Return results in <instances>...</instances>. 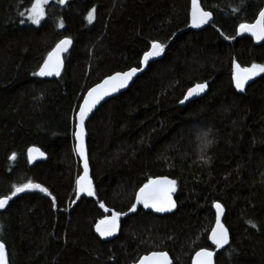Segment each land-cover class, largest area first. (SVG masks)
I'll return each mask as SVG.
<instances>
[{"label": "trees", "instance_id": "1", "mask_svg": "<svg viewBox=\"0 0 264 264\" xmlns=\"http://www.w3.org/2000/svg\"><path fill=\"white\" fill-rule=\"evenodd\" d=\"M200 1L213 21L195 31L191 0L50 1L39 25L26 18L34 0H0V197L28 181L51 193H19L0 209L9 264H134L159 250L192 264L202 248L216 252V264H264V73L244 91L232 80L233 62L264 64V41L237 35L264 0ZM64 37L73 46L60 77L34 76ZM153 41L165 45L163 58L88 121L95 195L77 200L78 106L105 77L141 66ZM204 82V96L180 103ZM205 132L213 142L202 152ZM31 146L47 159L30 164ZM164 175L177 181L176 211H130L138 190ZM216 202L230 232L224 249L209 239ZM112 211L122 213L120 230L105 240L95 225Z\"/></svg>", "mask_w": 264, "mask_h": 264}, {"label": "snow or ice", "instance_id": "2", "mask_svg": "<svg viewBox=\"0 0 264 264\" xmlns=\"http://www.w3.org/2000/svg\"><path fill=\"white\" fill-rule=\"evenodd\" d=\"M49 0H34L31 9L29 10L28 19L34 25H39L45 17V5ZM59 3H65V0H58ZM95 8H92L86 17L89 23L92 22L95 15ZM23 15V13H21ZM190 18L191 26L194 28H200L202 25L209 24L213 19V15L209 11L202 9L199 0H191L190 8ZM24 21L22 20L21 23ZM59 27L63 28V22L59 23ZM241 33H249L257 41H264V9L258 12V15L254 22L251 23H241L238 26L237 35ZM227 39V37H225ZM73 41L69 37H65L60 40L55 47L47 53L46 58L43 60L42 65L39 70L34 72V76L39 77H50L59 76L61 74V69L63 67L64 61L62 59V54L68 52L69 47L72 45ZM165 45L158 41H153L151 47L148 51L143 53V58L140 61L141 65L147 66L149 61L155 57L161 56L164 52ZM143 71L142 67H133L128 71L117 72L112 74L102 82L96 84L94 87L90 88L86 95L82 98V103L78 106V126L74 132L75 139L77 141L75 152L79 155L83 162V173L79 175L75 181L77 196L81 193H86L87 196L91 197L95 195L92 180L89 176V160L86 153L85 147V121L89 117V114L93 109L105 98L111 96L113 93L119 92L121 89L128 87L130 81L133 77L137 75L138 72ZM264 73V64L253 63L250 67H241L240 64L233 62L232 80L235 83V87L239 91H244L245 84L252 80L254 77L259 76ZM207 88V83H197L193 87L187 90L184 99L180 101L183 103L190 97L198 96L203 93ZM208 133L205 132L201 135L200 140L202 144L201 151L203 152L208 146L213 142L208 138ZM28 161L31 163L38 157H43L44 153L38 147H30L27 150ZM11 160L16 159V154L13 153L10 156ZM203 160V156H201ZM207 163V161H204ZM177 181L174 179H169L168 177H157L154 179H149L139 191L135 194V203L131 205L130 211H136L137 204H142L144 208H153L156 212H166L171 211L176 207L173 199L172 193L176 191ZM13 191L11 195H5L0 197V209H4L9 201L16 197L19 193H24L31 190H39V192L45 195L51 196V193L46 187L41 186L38 183H33L28 181L20 185H13ZM52 203L55 205L56 198L52 197ZM101 208L105 211H110L105 208L103 203L100 204ZM214 207L216 209L215 214V227L211 229V234L209 239L216 246V248H223L229 243L228 230L221 223V216L223 215L224 209L220 203H215ZM122 213L112 211L110 216H106L104 219L100 220L95 225V230L101 237L112 236L119 228V220ZM255 227V225H253ZM214 253L207 249H201L195 254V259L193 264H213ZM0 264H9L8 254L6 251V246L3 242H0ZM139 264H171L168 253L152 252L148 256H144L140 259Z\"/></svg>", "mask_w": 264, "mask_h": 264}, {"label": "water", "instance_id": "3", "mask_svg": "<svg viewBox=\"0 0 264 264\" xmlns=\"http://www.w3.org/2000/svg\"><path fill=\"white\" fill-rule=\"evenodd\" d=\"M199 3H200V5H201V7H202V4H201V1L199 0ZM202 9L203 10H205L203 7H202ZM262 9H264V6H263V8ZM205 11H208V10H205ZM210 12V11H209ZM213 15V14H212ZM212 21H213V19H212ZM212 21H210L209 23H211ZM208 24H206V25H202L200 28H194V27H192L191 26V24H190V28L192 29V30H195V31H200V30H202V29H204L206 26H207ZM238 36H249V37H251L253 40H254V42L257 44V45H259V44H261L263 41H257L254 37H252L251 36V34H249V33H241V34H239ZM65 38V37H64ZM64 38H62V39H64ZM69 38H71V37H69ZM61 39V40H62ZM72 39V38H71ZM60 41V40H59ZM58 41V42H59ZM73 41V40H72ZM57 42V43H58ZM56 43V44H57ZM55 44V45H56ZM72 46H73V43H72V45L69 47V50L72 48ZM55 47V46H54ZM53 47V48H54ZM68 50V51H69ZM67 53V52H66ZM66 53H63L62 54V59H63V61H64V64H63V67H62V69H61V74H62V72H63V70H64V66H65V60H64V55L66 54ZM164 54H165V49H164V52L161 54V56H159V57H155V58H153L152 60H150L149 61V63H148V65L147 66H143V65H141V66H139V67H142L143 68V71H141V72H138L137 73V75L135 76V77H133V79H132V81H130V83H129V85H128V87H126V88H124V89H121L119 92H117V93H113L111 96H108V97H105L94 109H93V111L89 114V117L86 119V121H85V138H84V142H85V147H86V153H87V156H88V160H89V150H88V131H87V124H88V121L91 119V117L93 116V114L95 113V111L103 104V103H105L106 101H108V100H110L111 98H113V97H116V96H118V95H120L121 93H123V92H125V91H127L128 89H129V87L132 85V83L136 80V78L139 76V75H141L142 73H144L147 69H148V66H149V64L151 63V62H153V61H156V60H159V59H161V58H163V56H164ZM143 58V57H142ZM135 67H138V66H135ZM131 68H133V67H131ZM131 68H129V69H127V70H125V71H128V70H130ZM119 72H124V71H119ZM115 73H117V72H115ZM115 73H113V74H115ZM60 74V75H61ZM60 75L59 76H55V75H53V76H50V77H44V78H58V77H60ZM112 75V74H111ZM110 76V75H109ZM108 77V76H107ZM106 78V77H105ZM104 78V79H105ZM256 79V77H254L252 80H250V81H248L246 84H245V86H244V90L247 88V86L251 83V82H253L254 80ZM103 81V80H102ZM102 81H100V82H102ZM99 82V83H100ZM204 83H207V82H204ZM98 84V83H97ZM95 86V85H94ZM94 86H92V87H94ZM194 86V85H193ZM91 87V88H92ZM208 89H209V86H208V83H207V88L205 89V91L203 92V93H201V94H199L198 96H194V97H190L188 100H185L183 103H188V102H190V101H192V100H194V99H197V98H200V97H202V96H204L207 92H208ZM87 93V92H86ZM187 93V92H186ZM186 93H185V95H186ZM86 95V94H85ZM184 95V96H185ZM184 99V98H183ZM82 103V102H81ZM78 111L76 112V125H75V131H76V129H77V126H78ZM75 141H76V139H75ZM76 144H77V141H76ZM31 147H36V146H31ZM39 148V147H38ZM40 149V148H39ZM43 153H44V156L43 157H38L37 159H35L34 161H32L30 164H35V163H37V162H40V161H45L46 159H47V155H46V153L42 150V149H40ZM27 155H28V153H27ZM77 156H78V158H79V160H80V162H81V168H82V172H81V174L83 173V162H82V159L79 157V155L77 154ZM80 174V175H81ZM91 174H92V171H91V165H90V161H89V176H90V178H91V180H92V177H91ZM164 176H166V177H168L169 179H172L171 177H169V176H167V175H164ZM164 176H158V177H164ZM157 178V177H156ZM92 183H93V181H92ZM139 191V190H138ZM87 194L86 193H81V194H79V196H77V200H80L82 197H85ZM172 199H173V201H174V203H175V205H176V207L175 208H173L171 211H166V212H156L155 211V209H153V208H144V206L142 205V204H137V205H140V206H142L146 211H150V212H153L154 214H157V215H166V214H171V213H173V212H175L176 211V209H177V207H178V204H177V200H176V195H175V192H173L172 194ZM216 203H220V202H216ZM221 204V203H220ZM222 205V204H221ZM7 206V205H6ZM222 207H223V209H224V212H223V215L221 216V223L224 225V227L228 230V234H229V243H230V232H229V229H228V227L226 226V224L224 223V216H225V208H224V206L222 205ZM5 209V208H4ZM214 210H215V213H216V209H215V207H214ZM213 227H215V223H214V226ZM119 230H120V225H119V228H118V230L112 235V236H108V237H101L100 235H99V233H98V235L102 238V239H105V240H111V239H114L117 235H118V233H119ZM211 234V233H210ZM211 241V240H210ZM0 242H2V241H0ZM211 243H212V241H211ZM229 243L227 244V245H225L223 248H220V249H224V248H226L228 245H229ZM202 249H207V250H209V251H212L213 253H214V256H213V264H216V252L215 251H213V250H211V249H209V248H202ZM201 250V249H200ZM200 250H198V251H200ZM160 251H163V250H159V251H155V252H160ZM152 252H154V251H152ZM152 252H150V253H147V254H145V255H143L142 257H144V256H148V255H150ZM163 252H166V253H168L167 251H163ZM196 254V253H195ZM195 254H194V256H193V260L195 259ZM168 256H169V259H170V261H171V264H173V258H172V256L168 253ZM141 257V258H142ZM140 258V259H141ZM140 259L137 261V262H135L134 264H139V261H140ZM192 264H193V261H192Z\"/></svg>", "mask_w": 264, "mask_h": 264}, {"label": "rangeland", "instance_id": "4", "mask_svg": "<svg viewBox=\"0 0 264 264\" xmlns=\"http://www.w3.org/2000/svg\"><path fill=\"white\" fill-rule=\"evenodd\" d=\"M50 1H55V2L59 3L58 0H49V2H50ZM67 2H68V0H65V3H63V4L59 3V4H61V5H65ZM31 6H32V5H31ZM31 6H30L29 10L31 9ZM45 9H46V5H45ZM28 16H29V11H28V13H27L26 18H27V20L31 23V21L28 19ZM41 22H42V21H41Z\"/></svg>", "mask_w": 264, "mask_h": 264}, {"label": "bare ground", "instance_id": "5", "mask_svg": "<svg viewBox=\"0 0 264 264\" xmlns=\"http://www.w3.org/2000/svg\"><path fill=\"white\" fill-rule=\"evenodd\" d=\"M159 42V41H158ZM161 43V42H160ZM209 86V85H208ZM193 87V86H192ZM187 92V91H186Z\"/></svg>", "mask_w": 264, "mask_h": 264}]
</instances>
